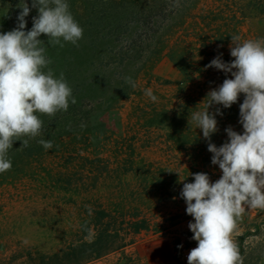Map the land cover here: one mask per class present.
Masks as SVG:
<instances>
[{"label": "rangeland", "instance_id": "obj_1", "mask_svg": "<svg viewBox=\"0 0 264 264\" xmlns=\"http://www.w3.org/2000/svg\"><path fill=\"white\" fill-rule=\"evenodd\" d=\"M67 2L83 38L78 46H45L50 67L64 74L76 103L55 117L42 116V135L27 147L17 141L9 151L12 167L0 173V264H145L133 245L161 235L171 238L174 249L168 264H188L181 252L197 242L180 178L193 182L190 173L205 172L215 182L222 174L211 163L209 141L188 123L208 98L199 81H184L166 47L153 44L147 30L127 25L141 0ZM19 3L0 0V32L17 26ZM37 14L30 11L26 30ZM240 30L242 40L264 36V19ZM151 51L161 53L149 56ZM217 108L222 115L211 143L219 147L228 140L226 128L237 130L238 115L237 108L222 105L209 111ZM40 139L53 147L45 150ZM133 227L145 229L133 234ZM232 238L242 264H264V210L246 207Z\"/></svg>", "mask_w": 264, "mask_h": 264}, {"label": "clouds", "instance_id": "obj_2", "mask_svg": "<svg viewBox=\"0 0 264 264\" xmlns=\"http://www.w3.org/2000/svg\"><path fill=\"white\" fill-rule=\"evenodd\" d=\"M18 7L17 26L0 32V173L12 167L9 151L15 142L27 147L30 139L42 135V116L55 117L76 103L64 74L57 76L50 67L52 60L45 46H78L83 38V28L67 0H31V7L20 0ZM32 9L38 14L26 30V17ZM42 35L47 41L40 38ZM230 55L234 58L231 62L217 56L206 66L231 78L210 90L205 109L191 113L188 119L209 141L211 163L222 173L215 182L205 172L190 173L193 182L180 178V196L194 221L188 227L197 242L188 253V264H242L232 238L237 221L246 207L264 210V38L242 40L233 35ZM241 94L239 123L243 132L226 128L228 140L218 147L211 143V137L218 131L216 116L222 113L219 108L215 113L209 108H231ZM146 95L152 101L157 99L151 90ZM38 143L45 150L53 147L51 140L40 139Z\"/></svg>", "mask_w": 264, "mask_h": 264}, {"label": "trees", "instance_id": "obj_3", "mask_svg": "<svg viewBox=\"0 0 264 264\" xmlns=\"http://www.w3.org/2000/svg\"><path fill=\"white\" fill-rule=\"evenodd\" d=\"M139 6L126 16L130 18L127 25L135 27V31L147 30L153 36L151 40L155 39L153 44L162 45V50L166 47L165 55L176 62L184 81H199L204 97L210 90L218 88L225 78H231L230 74L206 66L217 56L226 63L231 62L234 58L230 49L226 54L222 52L231 45V36L241 37L240 27L245 22L264 19V0H141ZM161 51H151L149 56ZM243 99L241 94L238 102L229 108H237L236 131L241 133L239 105ZM142 229L145 227H133L132 232L138 234ZM133 242L131 239L128 243L111 244L93 252L85 261Z\"/></svg>", "mask_w": 264, "mask_h": 264}, {"label": "crops", "instance_id": "obj_4", "mask_svg": "<svg viewBox=\"0 0 264 264\" xmlns=\"http://www.w3.org/2000/svg\"><path fill=\"white\" fill-rule=\"evenodd\" d=\"M132 251L145 264H168L174 256L172 241L167 235L143 239L133 245Z\"/></svg>", "mask_w": 264, "mask_h": 264}, {"label": "built area", "instance_id": "obj_5", "mask_svg": "<svg viewBox=\"0 0 264 264\" xmlns=\"http://www.w3.org/2000/svg\"><path fill=\"white\" fill-rule=\"evenodd\" d=\"M190 252V249L189 248H184L181 252V256L182 258L187 261V256H188V253Z\"/></svg>", "mask_w": 264, "mask_h": 264}]
</instances>
